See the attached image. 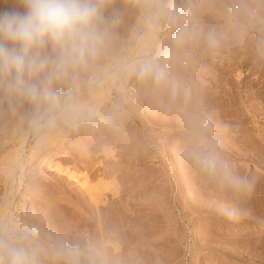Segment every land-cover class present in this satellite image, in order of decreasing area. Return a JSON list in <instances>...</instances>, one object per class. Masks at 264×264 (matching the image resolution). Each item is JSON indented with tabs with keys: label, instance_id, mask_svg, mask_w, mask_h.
<instances>
[{
	"label": "rangeland",
	"instance_id": "rangeland-1",
	"mask_svg": "<svg viewBox=\"0 0 264 264\" xmlns=\"http://www.w3.org/2000/svg\"><path fill=\"white\" fill-rule=\"evenodd\" d=\"M97 3L99 55L53 84L81 106L67 114L57 144L41 147L63 151L60 162L78 179L30 168L31 149L61 111L10 90L11 77L0 76V202L7 189L18 194L10 195L9 225L36 230L48 246L59 240L90 251L81 264H102L100 231L118 245L104 248L108 264H264V0ZM157 11L154 43L135 52L146 13ZM4 12L25 13L24 0H0ZM176 12L184 14L179 23L169 18ZM183 23L197 35L177 46ZM43 55L56 52L49 46ZM146 61L164 66L166 80L140 78L135 69ZM195 148L218 154L216 172L193 163ZM17 152L22 184L21 166L10 168ZM96 191L104 201L97 207Z\"/></svg>",
	"mask_w": 264,
	"mask_h": 264
},
{
	"label": "clouds",
	"instance_id": "clouds-1",
	"mask_svg": "<svg viewBox=\"0 0 264 264\" xmlns=\"http://www.w3.org/2000/svg\"><path fill=\"white\" fill-rule=\"evenodd\" d=\"M24 3L23 14L0 13V76L11 77L10 90L45 103L50 112L73 113L77 106L71 94L61 96L53 84L66 77L70 69L87 66L99 55L105 40L99 27L101 7L97 0H24ZM183 17V13L176 12L169 18L179 23ZM145 23L150 31L156 30L157 19L151 12L146 13ZM196 35L194 24L183 23L174 41L183 46ZM207 39L210 46L216 45L215 34L209 33ZM49 46L56 52L55 58L43 55ZM135 71L140 78L152 77L157 82L167 78L166 68L156 61H146ZM41 77L39 84L32 82ZM191 157L197 167L208 173L216 172L221 165L218 154L212 150L195 148ZM48 255L66 264H81V257L91 256V252L59 240L48 246L36 230L19 231L0 223V264H42L41 257Z\"/></svg>",
	"mask_w": 264,
	"mask_h": 264
},
{
	"label": "bare ground",
	"instance_id": "bare-ground-1",
	"mask_svg": "<svg viewBox=\"0 0 264 264\" xmlns=\"http://www.w3.org/2000/svg\"><path fill=\"white\" fill-rule=\"evenodd\" d=\"M158 1H160V0H150V3L151 4H154V3L158 2ZM248 2H249V0H248ZM160 12L161 11H157V13L155 14L156 19H157V22L159 21V18L161 16ZM154 38H155V31H150L148 29L147 25L145 24L143 26V33L139 37V39L137 41V45L135 46L136 49H137V51L135 49V52H138V53L145 52L147 50L146 48L147 47H150L154 43ZM137 60H139V59H137ZM137 60L136 61H133L131 64H129V66H132L133 67V65L136 64ZM78 104L77 105L75 104L77 106V110L80 108L79 106H81V105L78 106ZM71 114H73V113H71ZM54 116H55V119L54 120L51 119L50 122L47 123L46 126H45L50 131V133L47 132V130H45L46 132H44L43 134H41L38 137V139L36 140V143H35L33 149H31L32 151H31V153L29 155V161H28V163H30V168H32V170H36V171L40 172L41 174H45L46 173V171H45L46 169H53L57 173L64 172V174H66L69 178L78 179L77 175L79 176V174L75 173L69 167L62 165V163L60 162V155L64 153L63 151L56 150L57 148L55 150L54 149L50 150V148H49V149H46V150L44 149V151L42 150L43 152L41 151V147L44 146V145H46L48 141H49L48 142V144H49L50 142L52 143L53 140H56V144H57V141H58L57 139H59V138H57V136H58V134L60 132V127L64 126L67 123L68 119H70V117L66 113H62V112H59V113H57ZM53 138H55V139H53ZM55 146H53L52 148H54ZM42 149H43V147H42ZM20 157H21V155H20L19 152H17L16 154H14V157L12 158V160L10 162V168L11 169H15V168H18L19 166H21V164H20ZM23 176H24V174H23V167L21 166V173L18 176V179H19V183L20 184L23 183ZM84 181H85V179H84ZM19 183H18V185H19ZM83 183L86 184V182H83ZM97 191L96 192H93L92 195H91L92 196V199L94 198L93 199V201H94L93 203H94V206L95 207H97V205L100 204V203H104V201L102 199V196H101V191L100 192H97ZM10 195H12V197L14 199L16 197L15 195H18V194L16 193L14 195L13 194V191L12 190H8V189L5 191L4 195L2 196V202H0V223L10 224V216H11V212H12L11 209H12V206H13V203H14L13 200H10ZM99 233H100V234H98L99 237H97V238H99V243H100L99 245L101 246V249L97 251V253H98L97 256H98V258H100L99 260H100V262L102 264H108V261H107L108 256L107 255L109 253L106 254L107 253V250H105L104 248L107 247V245L110 246V244H111V246L113 248H115L114 250H116L118 248L116 246H118V245H115L116 243L114 244L115 246L112 245L111 242H113V240H109V238H106L109 235L105 234V235H107L105 237L104 234H103L104 232H101L100 231ZM110 237H112V236H110ZM108 251H109V249H108ZM94 254H95V252H94ZM111 254L109 256H111ZM92 257H96V256H93V254H92ZM84 258L86 259V257L84 256L82 258V261L84 260ZM116 258H118V257H116ZM86 260H84V261H86Z\"/></svg>",
	"mask_w": 264,
	"mask_h": 264
}]
</instances>
